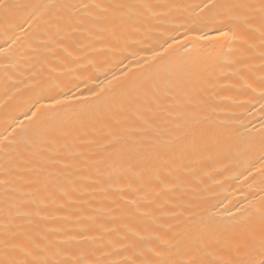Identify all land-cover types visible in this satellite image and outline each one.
I'll return each instance as SVG.
<instances>
[{
    "label": "bare ground",
    "instance_id": "1",
    "mask_svg": "<svg viewBox=\"0 0 264 264\" xmlns=\"http://www.w3.org/2000/svg\"><path fill=\"white\" fill-rule=\"evenodd\" d=\"M4 2L0 264L259 260L261 0Z\"/></svg>",
    "mask_w": 264,
    "mask_h": 264
},
{
    "label": "snow or ice",
    "instance_id": "2",
    "mask_svg": "<svg viewBox=\"0 0 264 264\" xmlns=\"http://www.w3.org/2000/svg\"><path fill=\"white\" fill-rule=\"evenodd\" d=\"M22 7H26V5H20V4H9L4 2V0H0V9H3L5 11V14L7 15L8 10L10 9H19ZM115 7L118 8H128L130 10L129 12V19L131 18V10L134 9L136 7V5H132V4H119L116 5ZM142 7H148L147 5H142ZM205 8H214L216 7L215 4V0H210V3H206L204 5ZM261 11L264 12V0H261ZM218 34L220 37L223 38H227L229 36V32L226 31H221L218 30ZM233 38H235V33H232ZM199 38V37H197ZM167 43V42H166ZM172 45L168 44V48H171ZM167 49H165L166 51ZM62 103V101L60 99H56V98H52L51 102H50V107L55 108L57 105H60ZM35 115V113H34ZM196 121H189L186 125V128H188L189 130L194 128ZM264 175V174H262ZM261 216H262V221H264V211L261 212ZM197 227V222L195 220H189L188 225H187V229L189 231H191L192 229ZM159 239V237L157 238ZM162 243H166L167 241H161ZM257 249L255 248V246L253 245L251 247V251L249 252V258L246 260H240V261H227L226 264H264V229H262L261 232V236H260V240H259V248H258V254H259V260L254 258V253H256ZM189 264H198V262L196 260H192L189 262Z\"/></svg>",
    "mask_w": 264,
    "mask_h": 264
}]
</instances>
